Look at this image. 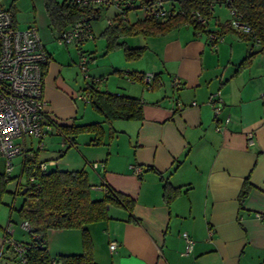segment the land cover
I'll return each mask as SVG.
<instances>
[{"label": "crops", "instance_id": "obj_1", "mask_svg": "<svg viewBox=\"0 0 264 264\" xmlns=\"http://www.w3.org/2000/svg\"><path fill=\"white\" fill-rule=\"evenodd\" d=\"M43 11L46 18L35 15L25 23L37 26L50 56L42 93L45 109L57 125H69L74 117H81V122L102 119L89 107L91 120L85 121L80 111L79 102L87 104L81 90L93 77L100 78L97 86L101 89L134 96L142 103V120H130L134 139L116 143L117 136L103 124L102 143L107 145L95 144L89 138V145L78 150L79 134L75 143L61 152L67 141L53 128L36 149L39 161H51L57 169H85L93 185L104 183L134 199L131 210L109 204V218L86 225L95 262L264 264V216L255 215H264V51L236 70L249 51L260 47L250 49V41L226 27L223 40L210 46L204 32H196L186 23L166 34L150 36L144 54L151 52L156 60L147 68L127 63L120 75L128 83L118 81L111 87L108 77L96 73L87 74L79 86L74 79L75 55H70L68 48L60 51L49 43L52 38L46 31L51 29ZM220 23L216 18L208 27L219 29ZM181 28H191L194 35L180 41ZM130 71L155 73L157 81L146 87L139 79L127 77ZM172 76L181 81L177 88H170ZM211 93H218L223 100L217 114L207 103ZM175 99L185 106L176 109ZM192 101L197 104L192 105ZM248 132L253 134L252 144L247 142ZM32 139L38 143L33 137L26 143L33 146ZM48 147H52L50 155L40 158L41 150ZM244 180L250 189L240 204L237 194ZM165 183L169 185L167 194L172 196L164 195ZM176 187L180 192L175 194L172 188ZM15 193L6 187L0 192V264H16L3 242L5 228L11 230L13 238L29 240L17 212L23 196ZM92 193L101 196L103 190L93 188ZM183 232L193 241L188 253H183ZM45 240L52 256L82 249L81 231L76 228L48 230ZM110 241L116 242L113 251L108 249Z\"/></svg>", "mask_w": 264, "mask_h": 264}, {"label": "trees", "instance_id": "obj_2", "mask_svg": "<svg viewBox=\"0 0 264 264\" xmlns=\"http://www.w3.org/2000/svg\"><path fill=\"white\" fill-rule=\"evenodd\" d=\"M130 1L135 8L127 7L123 4L124 1L121 2L120 7H114L116 12L112 15V18H109L107 26L103 28L104 30L101 33L106 39L105 52L121 47L127 59L140 58L147 48L145 45L128 46L124 40L125 37L163 35L186 23L191 24L196 32L202 31L207 34L209 29L207 23L213 15L214 7L216 5H225L223 3L224 0ZM158 1L163 2L167 10L164 16L140 15L138 9L141 6L156 5ZM42 3L49 20L50 31L56 34V38H58L63 29L70 27L82 14L87 15V20L92 27V20L99 18L102 9L110 7L89 6L79 10L68 0H42ZM170 5L175 10L170 8ZM228 6L233 7L241 15L243 22L250 26V34L239 35L247 42L250 41V49L254 46L251 39L252 36L258 37L261 43L264 44V0H231ZM11 9L15 18V12L13 8ZM195 10L207 19L205 24H199L191 17L189 12ZM137 11L141 17L129 22L126 15L129 12L136 13ZM227 23L228 18L223 23H220V28H217L219 35H224L227 29H231ZM63 45L68 46V44ZM259 47L260 49L258 50L249 51L241 59L236 70L246 67L258 51H264V45ZM78 48L82 49V43L78 45ZM82 51L84 50L82 49ZM45 67H43L44 72ZM117 71L118 73L122 72V70ZM126 73L129 74L128 77L139 79L143 83V78L141 77L143 72L130 71ZM85 75L87 76L86 71ZM99 79L90 78L81 91L84 93L86 102L96 113L102 116V119L81 122L78 121L81 117H74L73 122L69 125L56 124L55 129L63 135L64 141H67L61 152L72 146L75 143V137L81 133H91L94 135L91 138L92 142L95 144L102 143L104 135L103 124L109 127L114 120H142V103L139 98L136 99L134 96L103 90L97 86ZM155 81H157V76L150 87L154 85ZM40 162L43 161H39L36 149L31 156L26 155L22 158L21 174L25 173L26 181L21 184L20 180L19 183L24 185L26 189L16 192L23 196L22 203L17 209L18 216L23 221H27L31 228L30 231H27L29 240L24 241L26 244V249L23 252L25 264H98L93 256L92 241L89 238L90 235L86 225L109 218L107 213L109 204L123 206L128 211L131 210L134 205V199L109 187L108 191L103 192L101 196H95L92 194L91 189L93 184L90 182L89 174L85 169L66 170L48 169L47 167L40 169L38 167ZM10 179L12 177L9 176L7 180ZM6 182L4 180V171L0 172V192L4 190ZM242 183V187L237 194L240 204H242L250 189L247 180L242 181ZM167 184L162 185L163 193L165 196H172L167 194L169 189ZM172 190L175 194L180 192L178 187L172 188ZM73 228L81 231L82 249L80 252L62 253L57 256L50 255L45 240L47 231ZM37 235L39 238L36 237ZM14 259L16 264H19L15 255Z\"/></svg>", "mask_w": 264, "mask_h": 264}, {"label": "built area", "instance_id": "obj_3", "mask_svg": "<svg viewBox=\"0 0 264 264\" xmlns=\"http://www.w3.org/2000/svg\"><path fill=\"white\" fill-rule=\"evenodd\" d=\"M76 6L77 9L83 10L89 6H113L120 7L121 2L127 7L135 8L130 0H68ZM231 0H224L227 12L229 14L228 23L232 30L239 34L246 35L251 33V28L244 23L241 15L235 11L233 7L228 6ZM173 10L174 7L170 5ZM119 9V8H118ZM140 15L145 16H164L167 13L163 2L158 1L156 5H145L139 9ZM194 21L199 24H205L207 19L198 11L189 12ZM87 15L82 14L70 27L63 29L57 38V43L72 44L79 52V67L85 75L88 62L86 54L78 45L83 41L93 38V31L91 25L87 20ZM12 9L3 5L0 0V156L4 158L5 170L4 180H7L12 170L11 159L16 155H21L23 158L34 152L31 144H27V138H36L38 143L36 149L40 148L41 138L51 129L56 128V122L45 109V99L43 96L44 85V68L50 60L48 52L37 32L35 24L27 25L25 28H18L16 20H14ZM206 42L210 46H215L218 41L223 40V36L218 32L217 28H209L206 34ZM252 43L254 46L264 45L256 36H252ZM129 76V74L126 73ZM127 76V77H128ZM144 86L150 87L156 76L152 72H143ZM87 78V77H86ZM181 83L180 79L172 76L170 79V88H177ZM218 93H211L208 95L207 103L213 108L214 112L219 113L223 107V100L219 98ZM196 105L195 101L191 102ZM176 109H182L185 104L180 101H174ZM220 127L217 125L216 130ZM253 134L247 133L248 144L253 143ZM51 161L40 162L39 168L45 169L51 164ZM96 166V163H92ZM135 170L139 168L136 166ZM17 179L15 191H23L26 189L24 185H20ZM101 189L103 192L108 191V186L104 183L92 185L91 187ZM262 217L261 213L255 214ZM21 226L26 231H30V225L27 221H22ZM185 242L183 253H188L192 250V239L181 233ZM39 238V236H36ZM3 242H5L19 264H25L24 251L26 244L24 241H19L11 235V230L7 227L4 231ZM42 242V241H41ZM116 247L115 241L109 242L110 251Z\"/></svg>", "mask_w": 264, "mask_h": 264}, {"label": "rangeland", "instance_id": "obj_4", "mask_svg": "<svg viewBox=\"0 0 264 264\" xmlns=\"http://www.w3.org/2000/svg\"><path fill=\"white\" fill-rule=\"evenodd\" d=\"M3 5L6 6L7 8H9L11 6V8H13L14 12H15V16H16V20H17V26L18 28H25L26 25V21L27 19H32L33 16H41L43 19L44 17L46 18V16L44 15V7L42 0H1ZM227 8L225 5H216L214 7L213 15L212 17L208 20L207 25L212 27V23L215 21L216 18H218L219 20H221L222 22H224L225 19H227L229 17V14L227 12ZM116 12L115 8L113 6H110L108 8H104L101 10L100 12V16L97 19H93L92 20V28L91 30L93 31V38H89L85 41H83L82 43V49L84 50V54H86L88 62H87V74L89 75H93V74H100V76L104 77H108L109 78V84L112 86H114L116 84V82H125L128 83L129 80L126 77H123L120 75V73H118L117 70H125L127 69V63H129L130 65H142V66H146L147 65L150 66L151 63L155 62L156 58L154 54H151V52H145L144 55H142L140 58L137 59H127L126 56L123 53V48L121 47H116L112 50H109L107 52H105V45H106V39L105 36L102 35V31L104 30L103 28H105L108 24V20L109 18H112L114 15V13ZM127 20L129 22H133L137 17H141L139 15V12L137 11L135 12H129L127 15ZM185 28H181L180 31V41L184 40V39H188V37H190L191 35H194L193 31L191 30V28H188V30H183ZM48 36H50L52 38V40L49 43H52V45L62 51V50H70V55H72L74 57L75 55V61L74 64L71 63V65L73 64V67H75V81L78 82L77 85L81 86L84 82V73L82 72V70L79 67V55H78V51L77 48L72 45V44H68V46H65L63 44L57 43V38H56V34L52 31H50L48 29V31H46ZM206 35V34H205ZM151 37H143L141 35H137V36H129V37H125V41H126V45L128 46H141V45H146V44H150V42L148 41ZM68 48V49H67ZM70 64V62H68ZM122 64V66H121ZM111 65H113V67H111ZM121 66V67H120ZM74 69V68H73ZM117 69V70H116ZM116 70V71H115ZM93 71L95 73H93ZM122 73V72H121ZM106 81V80H105ZM105 83V82H104ZM108 84V86H109ZM102 88H105V85L102 84ZM80 104V111L85 114L83 115L84 120L88 121L91 120L89 119V115L88 113H90L89 111V107L90 105L87 103L86 105L84 103L79 102ZM82 107H83V111H82ZM97 115V117H99V114H95ZM132 121L130 120H114V122L111 124V126H109V129L112 131V134H115L118 138V140H115L116 143H121L124 140L127 139H134V131H132L133 129L131 128ZM132 129V130H131ZM123 131V132H121ZM94 135L91 133H81L80 136H78L77 139V149L78 150H82L83 149V145L84 144H88L90 143V140L87 141V139L92 138ZM107 137V136H106ZM36 140L32 139L31 142H33V148L36 149ZM105 141H107V139H105ZM99 145H107L106 143H100ZM52 147H48L47 150H41V152L39 153V157L44 159V157H48V155H50V153L52 152ZM45 153H48L47 155ZM21 160L22 157L21 155H16L15 157H13L11 159V163H12V170L10 172V177H12V179H10L9 181H7L5 187L7 190H10V192H12L13 190L15 191V186H16V179L20 177L21 174ZM45 162L48 163V160H46ZM5 164L3 159L0 157V170L3 172L5 170L4 168ZM48 169L51 168H55V166H51V164L46 165ZM63 168V167H60ZM26 175L25 173L21 174L20 180H21V184H24L26 181ZM94 178V177H93ZM7 194V193H6ZM5 194V195H6ZM93 194V193H92ZM8 195V194H7ZM14 195H17V193H15ZM19 195V193H18ZM17 195V196H18ZM21 196V195H19ZM18 196V197H19ZM20 198V197H19ZM18 198V200H19ZM24 231H26L24 229ZM27 233V231H26ZM62 252V251H61ZM54 256V255H53Z\"/></svg>", "mask_w": 264, "mask_h": 264}]
</instances>
